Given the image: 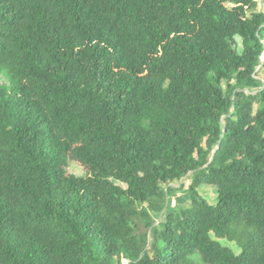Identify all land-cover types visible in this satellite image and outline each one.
I'll return each instance as SVG.
<instances>
[{"label":"trees","instance_id":"1","mask_svg":"<svg viewBox=\"0 0 264 264\" xmlns=\"http://www.w3.org/2000/svg\"><path fill=\"white\" fill-rule=\"evenodd\" d=\"M0 72V264H264V0H0Z\"/></svg>","mask_w":264,"mask_h":264},{"label":"rangeland","instance_id":"2","mask_svg":"<svg viewBox=\"0 0 264 264\" xmlns=\"http://www.w3.org/2000/svg\"><path fill=\"white\" fill-rule=\"evenodd\" d=\"M262 8V4L258 7V9ZM236 49L239 52L243 51L242 40L239 37H236V42L234 44ZM0 82L5 84L8 89L12 86V81L8 80L3 73L0 72ZM68 172L77 177H85L87 175V169L81 166L78 162H70L68 167ZM119 183V182H117ZM191 184V180L181 179L175 180L169 183L163 184V187L167 189L168 187H172L174 189L173 194H168V199L165 204V208L161 212H153L150 215V221L152 226L162 228L166 222L168 217V213L173 210L174 212H179L181 209L188 208L191 205V193L189 191V186ZM200 194L206 198L211 203H216L218 198V189L214 185L203 184L199 187ZM141 206L139 207V210ZM136 232L138 235L143 237L151 236V227L146 225V222L142 218H137L136 221ZM222 244L232 247L236 252H240L239 248L235 246L233 242H229L225 239L220 240ZM192 258L200 263L204 264L202 261V257L199 252L195 253ZM126 264V260H123Z\"/></svg>","mask_w":264,"mask_h":264}]
</instances>
